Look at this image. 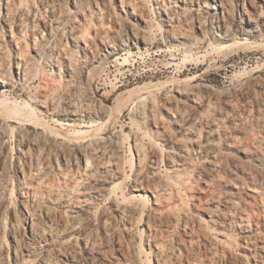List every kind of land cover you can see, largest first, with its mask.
<instances>
[{
    "label": "bare ground",
    "instance_id": "1",
    "mask_svg": "<svg viewBox=\"0 0 264 264\" xmlns=\"http://www.w3.org/2000/svg\"><path fill=\"white\" fill-rule=\"evenodd\" d=\"M261 42L264 0H0V264H264V69L218 89L187 62ZM142 47L177 72L138 79L128 175L96 84ZM38 80L55 126L9 100Z\"/></svg>",
    "mask_w": 264,
    "mask_h": 264
},
{
    "label": "rangeland",
    "instance_id": "2",
    "mask_svg": "<svg viewBox=\"0 0 264 264\" xmlns=\"http://www.w3.org/2000/svg\"><path fill=\"white\" fill-rule=\"evenodd\" d=\"M162 43V42H161ZM264 42H261V46H250L249 44L240 45L235 47L233 51L225 53L223 55L215 49L208 47L206 56H200V58L193 57V60H188L187 62L189 68H199V77L203 80L199 81V83H206L215 86L218 89H226L230 88L237 83L244 81L247 76L251 74L250 70L255 68V75L258 76L261 71L264 69ZM260 45V43H259ZM163 48V46L161 44ZM138 48L135 49L137 51ZM252 50V51H251ZM255 50H260L261 52L256 53ZM143 56L138 58L137 53L132 55L129 61L124 62L126 64L125 69L128 72L125 74L118 75V71L121 68L120 66L114 65L111 68V71H104L99 77L96 87L100 89L98 93V98L106 101L109 105L112 106L114 110V116L112 121L104 120L103 124L105 125L102 129V132H110L113 133L114 130H121L125 127L126 140L125 148L128 150L127 154V162H126V172L128 175L131 174V166H132V153L129 152L130 140L134 132L137 130V126L132 121L133 111L135 109L136 103L139 100L136 98L137 92L140 91L137 86L144 82H139V77H143L148 75L149 77L159 74L155 81H166L167 77L175 74L177 70L175 68L166 70V63L169 56L165 54H161V56L149 55L146 52V48L142 47ZM209 55V56H208ZM220 57H219V56ZM225 57H231L234 60L229 64H224L223 59ZM204 58V59H203ZM158 59V61H156ZM180 62L183 60V56H179ZM215 59V60H214ZM219 59V61H218ZM205 65H203L204 63ZM240 62V63H239ZM153 66V71H148ZM183 65H181L182 67ZM243 66V67H242ZM246 66V67H245ZM263 68V69H262ZM117 75V76H116ZM40 80L29 86L27 89L22 86H18V88L9 96L10 102H14L15 99L22 101L18 103L19 107L22 108L23 111L28 114H34V117H38L41 122H49L52 126H55V121H53L56 116L54 112L44 113L40 111V109L35 107V111L26 109L25 102L33 105L30 101L32 97L37 94L40 90L38 84ZM57 88V84L51 83L50 89H48L49 94H53L55 89ZM131 90V91H130ZM123 113V116H119ZM35 114H37L35 116ZM36 117V118H37ZM48 120V121H47ZM52 120V121H51ZM109 121V123L107 122ZM54 122V123H53ZM107 122V123H106ZM106 123V124H105ZM69 129V130H68ZM66 131V132H65ZM70 131V128L62 129V132L67 133ZM132 176L128 177L125 182V188L128 190L132 185Z\"/></svg>",
    "mask_w": 264,
    "mask_h": 264
}]
</instances>
